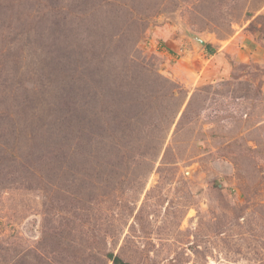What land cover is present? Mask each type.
<instances>
[{
  "label": "rangeland",
  "instance_id": "obj_1",
  "mask_svg": "<svg viewBox=\"0 0 264 264\" xmlns=\"http://www.w3.org/2000/svg\"><path fill=\"white\" fill-rule=\"evenodd\" d=\"M110 254L264 264V0H0V264Z\"/></svg>",
  "mask_w": 264,
  "mask_h": 264
},
{
  "label": "trees",
  "instance_id": "obj_2",
  "mask_svg": "<svg viewBox=\"0 0 264 264\" xmlns=\"http://www.w3.org/2000/svg\"><path fill=\"white\" fill-rule=\"evenodd\" d=\"M204 48L207 50L208 53H212L214 50L210 46V44H204ZM110 260L113 264H130L128 262L123 261L120 257L117 255L110 254Z\"/></svg>",
  "mask_w": 264,
  "mask_h": 264
},
{
  "label": "water",
  "instance_id": "obj_3",
  "mask_svg": "<svg viewBox=\"0 0 264 264\" xmlns=\"http://www.w3.org/2000/svg\"><path fill=\"white\" fill-rule=\"evenodd\" d=\"M198 42H199L201 45H204V41H203V40L198 39Z\"/></svg>",
  "mask_w": 264,
  "mask_h": 264
}]
</instances>
